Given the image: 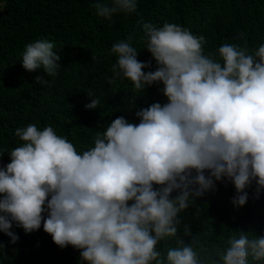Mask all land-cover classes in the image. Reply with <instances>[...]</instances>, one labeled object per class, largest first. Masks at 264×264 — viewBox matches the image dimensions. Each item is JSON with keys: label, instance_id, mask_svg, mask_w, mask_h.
Here are the masks:
<instances>
[{"label": "clouds", "instance_id": "clouds-1", "mask_svg": "<svg viewBox=\"0 0 264 264\" xmlns=\"http://www.w3.org/2000/svg\"><path fill=\"white\" fill-rule=\"evenodd\" d=\"M139 0H94L98 17L139 16L143 48L155 60H138L135 31L114 42L108 83L128 80L140 94L154 83L166 98L140 107L138 123L117 116L99 125L87 149L58 134L51 124L17 127L18 146L0 149V232L15 244L19 235L43 230L60 248L79 251L77 264H262L264 235L238 230L225 247L207 246L197 235L177 236L181 214L217 182L231 183V202L246 204L247 189L264 192V42L249 49L223 43L205 53L207 40L188 27L164 21L155 26L138 12ZM55 43L32 40L19 53L27 71L43 69L36 82L51 86L61 68ZM92 59L97 60L96 56ZM85 105L97 109L100 99ZM190 234L187 224L183 226ZM176 246L162 253L161 241ZM0 242V255H6ZM214 255L216 258L212 259Z\"/></svg>", "mask_w": 264, "mask_h": 264}, {"label": "trees", "instance_id": "trees-1", "mask_svg": "<svg viewBox=\"0 0 264 264\" xmlns=\"http://www.w3.org/2000/svg\"><path fill=\"white\" fill-rule=\"evenodd\" d=\"M94 0H0V149L18 146L14 131L28 123L39 127L53 125L58 134L66 136L77 149L92 146L99 125H106L117 116H125L138 123L135 112L153 102L164 103L166 98L154 83L144 92L135 94L128 80L111 84L110 65L115 57L108 50L114 42L135 31L134 46L138 60H155L143 48L135 13L117 14L111 21L98 17L91 7ZM138 12L146 22L160 26L164 21L188 27L197 35H204L205 53L214 52L223 43H241L235 37L246 33L249 49L264 42V0H139ZM45 37L55 43L61 55L59 74L46 77L51 86L36 82L43 69L27 71L19 61V53L26 43ZM96 56L99 60L92 59ZM100 99L97 109H87V92ZM10 162L7 153L0 156V165ZM245 205L236 207L231 199L235 188L231 183L217 182L214 190L197 198L196 204L181 214L177 236L188 243L197 235L207 246L209 256L213 247L223 250L228 235L252 231L264 235V192L257 198L255 185L247 189ZM187 224L190 234L183 226ZM19 240L0 232L6 255H0V264H77L79 251L72 246L60 248L41 227L25 234L14 226ZM176 246L172 238L160 242L162 253ZM212 259L216 258L214 255ZM264 264V262H262Z\"/></svg>", "mask_w": 264, "mask_h": 264}]
</instances>
